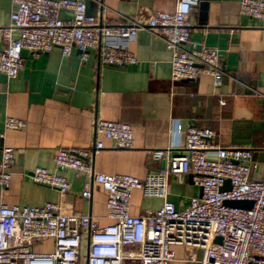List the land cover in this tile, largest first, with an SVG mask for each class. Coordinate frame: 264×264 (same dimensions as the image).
Segmentation results:
<instances>
[{"label": "built area", "instance_id": "obj_1", "mask_svg": "<svg viewBox=\"0 0 264 264\" xmlns=\"http://www.w3.org/2000/svg\"><path fill=\"white\" fill-rule=\"evenodd\" d=\"M196 1L176 0L172 13H156L144 22L126 19L121 25L110 26L88 16L83 1L10 0L9 24L0 27V75L7 82L19 76L24 69L23 51L38 56L53 48H59L63 58L77 50L83 63L91 51H98L103 67L134 65L137 60L127 43L135 41L138 32L148 31L162 38L171 55V83L207 75L219 85L225 73L218 51L190 39L189 15ZM61 13L68 19L62 20ZM240 14L264 21V0H241ZM3 127L4 131H23L26 123L6 117ZM180 132L176 123L169 135ZM93 136L91 149L56 150L54 164L58 173L70 171L84 179L82 198L90 200L95 186L106 192L105 219L110 223L100 227L91 215L65 214L60 204L8 207L0 198V264H171L175 261L173 246L202 250L197 264H264V170L259 180L251 179L257 169L251 149L219 147L213 142L214 131L190 127L181 148L170 145L152 152V158L163 166L139 180L130 175L96 173L92 163L104 149L103 140L115 148L133 149L128 124L96 118ZM14 162L13 149L3 146L0 190L10 186ZM58 173L37 167L31 181L66 194L70 184ZM169 176H190L199 194L182 210L165 201L156 211L130 215L133 193L164 198ZM226 201H250L253 206L230 208ZM213 237L221 242L214 243ZM47 240L53 242L52 252L33 251L34 244ZM132 247L137 251L125 250ZM189 262L194 260L183 264Z\"/></svg>", "mask_w": 264, "mask_h": 264}, {"label": "crops", "instance_id": "obj_2", "mask_svg": "<svg viewBox=\"0 0 264 264\" xmlns=\"http://www.w3.org/2000/svg\"><path fill=\"white\" fill-rule=\"evenodd\" d=\"M77 1L85 2L88 16L110 26L121 25L126 19L144 22L156 13H172L176 7V0ZM240 1L197 0L191 7L190 39L218 51L225 73L219 85L207 75L171 83V55L162 38L148 31L138 32L135 41L127 43L137 63L118 68L101 66L98 51H91L84 63L77 50L67 58L59 48L38 56L23 51L24 69L19 76L7 82L0 75V151L6 146L15 154L10 186L0 190L2 203L8 207L60 204L65 214L91 215L98 226L108 225L106 192L95 186L90 200L82 198L84 179L70 171L58 173L54 164L58 149H91L96 118L128 124L134 137L130 150L103 140L104 149L92 161L96 173L145 180L163 166L152 158V152L170 145L181 148L186 130L193 127L214 131L213 142L219 147L251 149L257 168L251 179L259 180L264 170V21L241 15ZM201 3L206 6L201 8ZM10 10V0H0V27L9 24ZM59 17L68 19L66 13ZM6 117L24 121L25 130L4 131ZM176 123L181 132L170 136ZM37 167L64 176L69 191L60 194L34 184L31 176ZM198 194L190 176H169L164 198L135 191L130 215L156 211L165 201L182 210ZM53 249L51 240L33 245L38 254ZM171 250L175 259L171 264L191 258L194 262L189 264H197L203 254L183 246Z\"/></svg>", "mask_w": 264, "mask_h": 264}, {"label": "water", "instance_id": "obj_3", "mask_svg": "<svg viewBox=\"0 0 264 264\" xmlns=\"http://www.w3.org/2000/svg\"><path fill=\"white\" fill-rule=\"evenodd\" d=\"M93 1L96 2V0ZM205 6L206 5L204 3L200 4L201 8H204ZM224 204L230 208H238V209H251L253 206V202L250 201H226ZM213 241L214 243H220L221 239L217 237H213Z\"/></svg>", "mask_w": 264, "mask_h": 264}]
</instances>
